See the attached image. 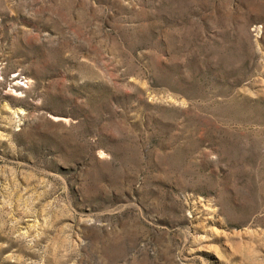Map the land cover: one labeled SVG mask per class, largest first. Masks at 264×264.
Masks as SVG:
<instances>
[{
  "label": "rangeland",
  "instance_id": "rangeland-1",
  "mask_svg": "<svg viewBox=\"0 0 264 264\" xmlns=\"http://www.w3.org/2000/svg\"><path fill=\"white\" fill-rule=\"evenodd\" d=\"M0 264H264V0H0Z\"/></svg>",
  "mask_w": 264,
  "mask_h": 264
}]
</instances>
